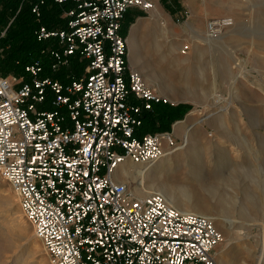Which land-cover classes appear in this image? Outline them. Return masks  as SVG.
Returning a JSON list of instances; mask_svg holds the SVG:
<instances>
[{"label": "built area", "instance_id": "obj_1", "mask_svg": "<svg viewBox=\"0 0 264 264\" xmlns=\"http://www.w3.org/2000/svg\"><path fill=\"white\" fill-rule=\"evenodd\" d=\"M53 1L66 7L67 25L38 27V41L59 46L41 56L54 73L85 61L83 74L42 77L37 58L25 67L29 80L0 75V175L51 264H219L223 237L213 220L181 212L159 193L140 197L118 180L124 163L149 167L179 148L173 131L142 132L146 116L170 101L131 67L123 32L130 9L149 13L155 3ZM44 3L32 6L38 21ZM233 24L211 19L207 36Z\"/></svg>", "mask_w": 264, "mask_h": 264}, {"label": "rangeland", "instance_id": "obj_2", "mask_svg": "<svg viewBox=\"0 0 264 264\" xmlns=\"http://www.w3.org/2000/svg\"><path fill=\"white\" fill-rule=\"evenodd\" d=\"M154 1L164 19L158 22L145 19L152 34L141 35L145 44H139V67L145 72L155 67L167 76L171 70L175 73L171 75L172 86L162 89L163 97L172 95L168 88L179 92L191 88L198 95V105L191 101L176 104L170 101L173 107L191 108L177 122H185V127L190 128L205 119L203 128L192 126L193 145L189 147L191 152L203 154L196 167L205 183L201 186L198 180L187 179V166L178 169L182 157H186L180 152L186 149L175 152L181 158L174 159L177 165L170 171V178L158 182L188 183L208 200L211 205L208 212L218 219L215 226L223 237L217 248V260H222V264H258L264 249V0H207L213 9L205 0H199L202 9L207 6L216 14L211 19L231 17L234 21L212 46L196 42L191 29L194 25L206 32V23L211 19L204 23L202 19H194L192 13L188 15L183 0ZM173 7L179 10L173 13ZM165 42L183 47V53L172 56L181 57L182 61L188 56L186 63L172 69L167 63L161 64L159 46ZM192 111L195 113L191 115ZM147 126L148 122L142 132ZM175 135L183 148L184 139ZM193 159L194 156L190 161ZM129 188L134 192L133 185ZM220 198L228 209L226 214L215 206ZM18 208L15 192L0 175V264H51L42 241L35 237L25 216H14ZM222 220L228 223V228ZM10 239H14L12 246Z\"/></svg>", "mask_w": 264, "mask_h": 264}, {"label": "bare ground", "instance_id": "obj_3", "mask_svg": "<svg viewBox=\"0 0 264 264\" xmlns=\"http://www.w3.org/2000/svg\"><path fill=\"white\" fill-rule=\"evenodd\" d=\"M205 2H207L208 5H210V2H208L207 0H205ZM224 4L225 3H222V5H224ZM211 6H213V5H210V9H213ZM216 6H218V5H216ZM210 9H208V10L210 11ZM153 13H154V19L157 22L159 20L164 19V14L162 12H160V10L158 9V7L156 5H155ZM191 29L193 30L194 37L196 39V42H198V43H205L207 45L212 46L214 43H216V41L221 39V37L209 38L206 35V32L202 31L197 26L191 25ZM229 32H228V34H230ZM228 34H226V35H228ZM134 38L135 37H132L129 41V43H130V61H131L130 64L132 65L131 67L132 68L134 67V69L138 70L143 75L146 83L149 86L156 88L157 92H159L160 95L165 94V93H162L161 91L163 88H165L164 90H167L168 85H169V87L172 86L173 80L171 78V75H173L175 73H173L171 70L167 76V75H162L158 71L159 69L157 70L155 67L152 68L148 72H145L142 69H140V67H139V64H141L140 45L137 42V40H135ZM197 48L200 49L199 46H197ZM159 50H160V52H162L161 64L167 63L168 65H170L171 69L174 68L175 65H181V63H186V61L188 60V56H184L185 59H183V61H182L181 57H179V58L175 57L174 58L172 56L175 53L179 55L180 53H183V51H184L183 47H180L174 43L169 44L168 42H165V45L159 46ZM170 57H173L172 60L170 59ZM168 91L172 92V95L171 96L168 95V98H167L172 103L176 104L180 101H191V102H194L196 105H198L200 103L198 101L199 100L198 95L191 88H187V90H185L183 92H179L178 89L171 90L170 88H168ZM205 99H207V98H205ZM217 102H218V99H217ZM194 113H195V111H192L191 115ZM204 124H205V119H203V120L200 119L197 122H195L194 125H198L200 128L202 126L204 127ZM194 125H192V126H194ZM192 126L190 128H187L188 126L185 127V122H180V123H177L175 125V133L178 136L181 135L182 139H184V142H185V146L183 148L179 147L178 150L186 149L185 152H180L181 155L182 154L186 155V157H182L183 160H181V162L178 164V169L181 167L187 166L189 168V171H188L189 176H187V179L198 180L200 185L202 186L205 183V181L201 178L200 173H199L196 166L201 163L200 160H201L203 154H200L196 151L191 152V150L189 148L191 145H193L192 144L193 138H192V134H191V131L193 129ZM211 147H212V145H209L207 148L210 149ZM180 153L169 154L166 157L162 158L160 161L156 162L155 164H153L152 166H149V167L138 166V165H134L130 162H126L122 166H120V169L118 171V180L123 182L124 184H126L128 187H130V185H133L134 193L140 197H146L152 193H159V194L163 195L165 197V199L167 200V202L169 204H171L173 207H175L177 210H179L181 212H185V213H196V214L204 215V216L210 218L211 220H213L214 224L217 225L218 219H216L213 216V214L208 212L211 205L208 203V200L205 197L201 196L198 193L199 190L196 191L195 189H191L190 187H192V186H189L188 183L187 184H180V183L177 184L175 182V184H174V182H169V181H167L168 183L166 181H164L163 183L158 182L160 180L163 181L164 179H166V177L170 178L169 177L170 171H172V169L174 168V165H177V164H174V159L181 158ZM190 153H193V154H190ZM193 156H194V159L192 161H190L191 157H193ZM200 185H199V187H200ZM199 187H197V188H199ZM6 202H7L6 204L10 205L8 201H6ZM223 204H224V200L220 198V200H218V203L215 206L220 207L221 211L225 212V214H226L228 212V209L225 206H223ZM17 215H19V216H17ZM14 216L15 217L24 216L23 211L21 210L20 207L18 208V212H16L14 214ZM228 218L229 217H226L224 219L227 221H230V219H228ZM222 222H223V220H222ZM232 222H234V221H232ZM223 225H225L224 227H226V228L229 227V226H227L228 223H226V222H223ZM263 234H264V229H263ZM13 242H14V239H10V245L11 246L13 245ZM262 242L264 245V240ZM8 246L9 245H7V247ZM22 257L23 256H21V258ZM16 260H17V258H16ZM263 260H264V249H262L261 256L258 260V264H262ZM221 261L218 259L219 264H222ZM11 264H14V262Z\"/></svg>", "mask_w": 264, "mask_h": 264}, {"label": "trees", "instance_id": "obj_4", "mask_svg": "<svg viewBox=\"0 0 264 264\" xmlns=\"http://www.w3.org/2000/svg\"><path fill=\"white\" fill-rule=\"evenodd\" d=\"M34 2L35 0H0V75L24 76L29 80L25 67L40 58L44 66L42 77L51 76L62 82H67L70 75L80 77L86 62L77 58L72 60L67 69L54 73L50 58L41 55L42 50L59 46L55 40L40 42L35 34L40 25L50 30L64 29L67 22L61 16L66 7L57 5L53 0H45L41 8L42 18L38 21L32 12ZM178 10L179 7H173L171 11L176 13ZM190 109L183 105L177 107L169 104L157 105L145 118L143 127L148 122L145 132H171L173 124L182 120Z\"/></svg>", "mask_w": 264, "mask_h": 264}, {"label": "crops", "instance_id": "obj_5", "mask_svg": "<svg viewBox=\"0 0 264 264\" xmlns=\"http://www.w3.org/2000/svg\"><path fill=\"white\" fill-rule=\"evenodd\" d=\"M155 5L156 2L152 0ZM160 1V0H159ZM199 0H183V6L185 5V8L187 9L188 15L192 13V16L194 19H202V22H207V20L214 18L216 14L213 13V11H209L207 9V6L202 7L198 4ZM154 10H152L149 13H146L138 8H132L128 11L126 18L123 23V32L128 40L129 45V51H130V39L132 37H135L134 39L137 40V42L143 46L145 44L144 39L141 38V35H151V26L146 23L145 19L153 18L155 22H157L154 19ZM140 22V23H139ZM207 24V23H206ZM140 28V29H139ZM126 32V33H125ZM130 58V54H129ZM172 131V130H171ZM173 132L174 131V124H173Z\"/></svg>", "mask_w": 264, "mask_h": 264}, {"label": "water", "instance_id": "obj_6", "mask_svg": "<svg viewBox=\"0 0 264 264\" xmlns=\"http://www.w3.org/2000/svg\"><path fill=\"white\" fill-rule=\"evenodd\" d=\"M177 123H179V122H177Z\"/></svg>", "mask_w": 264, "mask_h": 264}]
</instances>
